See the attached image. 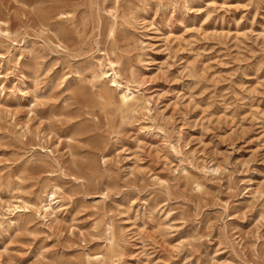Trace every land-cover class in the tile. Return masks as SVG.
<instances>
[{"label": "rangeland", "instance_id": "374dc122", "mask_svg": "<svg viewBox=\"0 0 264 264\" xmlns=\"http://www.w3.org/2000/svg\"><path fill=\"white\" fill-rule=\"evenodd\" d=\"M102 255L264 264V0H0V264Z\"/></svg>", "mask_w": 264, "mask_h": 264}, {"label": "bare ground", "instance_id": "6f19581e", "mask_svg": "<svg viewBox=\"0 0 264 264\" xmlns=\"http://www.w3.org/2000/svg\"><path fill=\"white\" fill-rule=\"evenodd\" d=\"M112 74H109V71H103L101 74L97 75L95 78L99 79L100 84H104L108 90L118 91L120 103L123 107L138 106L139 97L138 92L133 87V82H124L120 74V71L115 67L116 63L109 62ZM114 87L118 88L116 90ZM140 107V106H139ZM60 199H58L55 190L46 191V199L44 206L41 209L45 212V217L51 216L60 205ZM113 237V234H112ZM102 264H114L113 262L107 263L105 256H101Z\"/></svg>", "mask_w": 264, "mask_h": 264}]
</instances>
